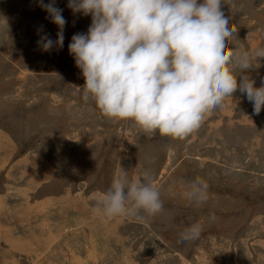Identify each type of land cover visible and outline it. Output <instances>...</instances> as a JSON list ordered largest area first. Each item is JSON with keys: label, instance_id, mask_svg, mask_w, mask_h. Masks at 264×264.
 Listing matches in <instances>:
<instances>
[{"label": "rangeland", "instance_id": "1", "mask_svg": "<svg viewBox=\"0 0 264 264\" xmlns=\"http://www.w3.org/2000/svg\"><path fill=\"white\" fill-rule=\"evenodd\" d=\"M235 5L222 8L238 29L235 46L254 57L264 0ZM56 6L67 21L63 47L43 51L40 37L55 41L59 29L38 0H0V264H264V108L255 115L237 91L184 141L107 118L82 99L68 47L91 15L74 14L68 0ZM254 68L260 87L264 60ZM122 171L154 177L164 210L146 223L95 214ZM197 177L209 185L200 206L181 187ZM197 222L200 238L178 243Z\"/></svg>", "mask_w": 264, "mask_h": 264}, {"label": "clouds", "instance_id": "2", "mask_svg": "<svg viewBox=\"0 0 264 264\" xmlns=\"http://www.w3.org/2000/svg\"><path fill=\"white\" fill-rule=\"evenodd\" d=\"M224 5L236 7L235 0H68L74 14L92 18L87 34H74L68 46L85 81L77 87L82 99L93 101L107 118L130 120L146 134L173 141L196 133L206 115L237 91L246 94L259 115L264 80L256 87L248 73L255 70L256 61L264 60V48L254 57L236 48L238 29L228 26ZM38 6L59 29L55 41L44 34L38 45L43 51L63 47L67 21L56 0H38ZM181 187L189 203H207L209 185L203 178L182 181ZM163 210L155 178L137 181L127 171L93 208L108 221L125 218L141 223ZM215 219L210 214L209 220ZM201 233L200 223H193L177 242L195 241Z\"/></svg>", "mask_w": 264, "mask_h": 264}]
</instances>
